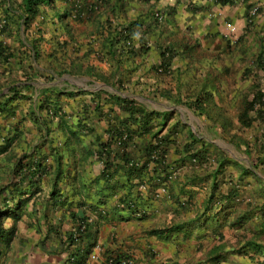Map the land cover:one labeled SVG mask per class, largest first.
<instances>
[{
  "label": "crops",
  "instance_id": "obj_1",
  "mask_svg": "<svg viewBox=\"0 0 264 264\" xmlns=\"http://www.w3.org/2000/svg\"><path fill=\"white\" fill-rule=\"evenodd\" d=\"M60 3L75 33L62 31L57 46L46 38L36 56L16 8L6 19L12 33L0 36L13 53L0 58V96L12 84L24 95L7 105L0 98V125L10 133L0 142V264H109L108 254L124 256L121 264H264V118L239 133L234 126L264 92V67L248 70L264 53V4L256 13L243 0ZM47 11L40 24L48 30L57 9ZM133 22L130 52L114 72L106 40ZM122 98L154 112L149 132L140 127L134 139L138 149L162 137L159 147L176 165L167 190L158 182L142 200V218L121 199L155 173L153 164L130 175L115 158L106 179L98 156L112 128L133 121ZM252 136L259 139L246 145ZM138 149L130 154L143 161ZM211 191L222 199L218 213ZM81 222L85 231L71 241Z\"/></svg>",
  "mask_w": 264,
  "mask_h": 264
},
{
  "label": "trees",
  "instance_id": "obj_2",
  "mask_svg": "<svg viewBox=\"0 0 264 264\" xmlns=\"http://www.w3.org/2000/svg\"><path fill=\"white\" fill-rule=\"evenodd\" d=\"M5 2L6 7L4 8V17L9 18V12H11V9L16 8L18 13V18L21 20V24L23 26V34H27V30L33 23V21L36 19V17L39 15L40 8L42 6L48 7V8H54L53 0H20L18 4L12 3V0H2V3ZM74 3V2H72ZM21 5V6H20ZM17 6V7H16ZM71 8H73V4L71 5ZM82 8V7H81ZM94 5H89L85 8H82L83 10H80L77 8V11H79V14H76V20L81 19L80 14L81 12H91L93 11ZM20 9V13L18 12ZM87 9V10H86ZM64 17L67 16L66 11H64ZM78 13V12H77ZM62 16V14L59 13V10L56 11V15ZM8 26V23H5L3 25L2 33H5ZM136 26V23L133 22L130 25H128V28H115L116 33L109 37L106 40L105 45L108 47V54L110 55L111 59L114 61L115 69L114 72L118 71L120 68V65L123 64L122 57L126 56L127 53L130 52V47L127 45V40L132 33V27ZM7 34H10L9 32ZM36 43H32L31 47L33 51H35V55H39L40 49H39V42H37L36 39H34ZM60 46L62 45L59 44ZM52 55V54H51ZM35 56V57H36ZM13 57V53L10 50V46L3 45V43L0 42V58L3 61H7L8 58ZM254 61V60H253ZM257 66L260 68H263L264 65L261 64L264 62V59L262 58V54H260L256 58ZM259 64V65H258ZM60 66V65H59ZM32 75L27 76L28 79H31ZM48 77V76H46ZM18 86L12 84V86L9 87V93L6 97L0 96L2 98V105H7L14 101L15 99L24 97V95L20 94L18 91ZM80 90H77L76 92H79ZM124 101L123 107L127 109L129 117L128 119L133 120L130 121L131 124L138 122V120L141 122L142 125L138 124V128L131 129L130 126H115L112 128V131L109 135V138L106 142L101 143L100 149H98V156L102 159V162L104 164L103 169V175L106 177V179H109L110 172L109 169L111 166L116 167L119 166L115 162V158L119 159L123 166V168L126 169V172L130 175H140L141 172H143V169L153 164L154 167V174L152 176H149V179L147 181L140 180L138 181L135 186L133 187L135 190L133 191L134 195L130 196L126 199H121V202L124 204V207L128 209L129 212H131L133 215H135L138 218H142L144 214H146L147 208L145 207L146 204L142 200H146L145 197L148 199L153 198L154 196V189L159 184L162 185L164 189L167 190V185L172 180L173 174L175 172V166L172 163L167 162L165 159V156L163 155V151L161 150L160 142L163 141V138L161 137L158 141V144L152 143L151 141L147 142L145 146L142 148L139 147V144L137 141H134L136 136L142 135L141 133H138L140 130V127L145 132H149L150 127L149 123L152 120V116L154 112H146L142 108H139L137 105V102L135 99H126L122 98ZM255 104L260 105V108L255 109ZM263 107V108H261ZM96 108H98L96 106ZM244 111L241 113L238 123L234 126L236 127V132L239 133V131H244L246 128L251 126L253 124L254 120H261L264 118V92L261 90H257L251 101L244 107ZM56 108H53L55 110ZM1 111V110H0ZM250 111H255V115H250ZM138 115V117H136ZM139 122V123H140ZM129 125V124H128ZM233 125V124H231ZM143 131V132H144ZM239 134H235L237 137ZM125 137V138H123ZM264 137V135H263ZM240 141H244L242 137H238ZM7 139V138H6ZM259 138L258 137H250L246 139V145H248L251 141L256 142ZM9 141V138H8ZM8 141H5V143H8ZM157 142V141H156ZM131 146V147H130ZM136 148L138 150H143V161L139 158H136L130 154V151H135ZM112 157V158H111ZM156 157V158H155ZM200 161H206L203 154L200 153L199 157ZM217 170L219 171L222 169L223 162H218ZM159 170V171H158ZM160 173H162V176H160ZM157 182L155 185L154 183ZM144 188H143V187ZM132 188V187H130ZM131 191V190H130ZM128 196V195H127ZM210 198H209V204L210 208L214 210V212L218 213L223 206L222 199L218 195H215V191L210 192ZM138 200V201H137ZM3 215V214H2ZM85 224L84 222L79 223V226L77 228V231L72 233L70 235L71 241H75L78 239V231L82 230L85 231ZM2 232L1 223H0V234ZM122 257L121 255H113L108 254L107 261L109 264H121L122 263ZM111 260V262H110Z\"/></svg>",
  "mask_w": 264,
  "mask_h": 264
},
{
  "label": "rangeland",
  "instance_id": "obj_3",
  "mask_svg": "<svg viewBox=\"0 0 264 264\" xmlns=\"http://www.w3.org/2000/svg\"><path fill=\"white\" fill-rule=\"evenodd\" d=\"M60 1L61 0H53V3H54V8H56L57 10H59V13L60 14H62V16H58V14L56 15L55 14V20H54V22H51L48 26L50 27L48 30L46 29L47 28V25H45L44 27H43V25H41V24H43L42 23V20H41V18L42 19H44V21H46V19H47V15H49L50 13H48V11L47 10H51V8H48V7H45V6H42L41 8H40V13H39V15L37 16V17H39V25H40V27H38L35 31H34V29L32 30V31H30L31 30V28H32V26H30L29 27V29H28V31H26L29 35H31L32 34V32H33V35L35 36V39L37 40V42H39V46H40V44H42L43 42H45V40H46V38L48 39H51L52 40V44L54 45V46H57V43H56V40H55V38L54 37H58V40H60L59 38L62 36V31H65V33H66V36L69 38V37H71L69 34L72 32V34H74L75 33V25L73 24V22L71 23L70 22V19L68 18V16H66L65 15V17H64V9H63V4L61 5V3H60ZM67 2H69V1H72V2H76V0H66ZM244 1V3L245 4H247V7H250V6H252L251 8H254V11H256V13H257V10H258V7H257V5L258 6H260L259 5V3L260 4H264V3H262V1L264 2V0H256V1H249V0H243ZM249 1V2H248ZM20 2V0H12V3H16V4H18ZM0 4H2V0H0ZM0 8H2V10L0 9V36H2V35H5V34H7L8 32L9 33H12V31H8V30H6V32L5 33H2V30L1 29H3V25H4V23H5V20H6V18L4 17V12H3V6L2 7H0ZM85 12H87V11H85ZM88 13V12H87ZM255 13V12H254ZM43 21V22H44ZM72 21V20H71ZM41 23V24H40ZM54 24H59V28H62V30H60V32L59 33H54ZM50 30V31H49ZM55 32H56V30H55ZM47 47V46H46ZM24 52V51H23ZM72 52V51H71ZM22 52H20V54H21ZM42 54V53H41ZM250 57V56H249ZM254 57V56H253ZM262 58L264 59V53L262 52ZM249 59V58H248ZM65 63H67V59H66V62ZM43 64H45V66L46 67H52L53 65L50 63V61H48L47 60V62H43ZM248 64H249V68H248V70H251V67H253V66H255V64H257V62H256V58L254 57V61H252V60H249V62H248ZM261 64H263L264 65V62L263 63H261ZM259 65V64H258ZM44 66V65H43ZM22 74V73H21ZM236 74H234V72H233V70H231V78L234 80L235 79V76ZM247 73H244V77H242V78H240V81H244L245 79H247ZM252 79H253V77H252ZM3 83V81L1 80L0 81V84H2ZM4 126H1L0 125V142H5V141H8V138H7V136L10 134L9 133V130H7V133H4V128H3ZM12 135V134H11ZM7 138V139H6ZM9 141H10V139H9ZM236 154H238V151L236 150Z\"/></svg>",
  "mask_w": 264,
  "mask_h": 264
},
{
  "label": "built area",
  "instance_id": "obj_4",
  "mask_svg": "<svg viewBox=\"0 0 264 264\" xmlns=\"http://www.w3.org/2000/svg\"><path fill=\"white\" fill-rule=\"evenodd\" d=\"M123 138H125V137H123ZM156 158V157H155ZM143 187V186H142ZM144 188V187H143ZM100 253H92L91 254V256H90V258L93 260V261H97V260H99V258H100ZM110 262H111V260H110Z\"/></svg>",
  "mask_w": 264,
  "mask_h": 264
},
{
  "label": "clouds",
  "instance_id": "obj_5",
  "mask_svg": "<svg viewBox=\"0 0 264 264\" xmlns=\"http://www.w3.org/2000/svg\"><path fill=\"white\" fill-rule=\"evenodd\" d=\"M81 13H82V12H81ZM86 14H87V12L84 13V15H86Z\"/></svg>",
  "mask_w": 264,
  "mask_h": 264
}]
</instances>
